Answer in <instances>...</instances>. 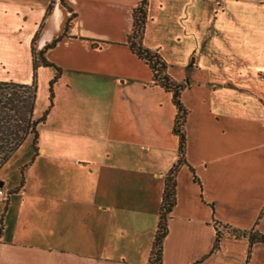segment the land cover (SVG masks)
<instances>
[{
	"label": "crops",
	"instance_id": "obj_1",
	"mask_svg": "<svg viewBox=\"0 0 264 264\" xmlns=\"http://www.w3.org/2000/svg\"><path fill=\"white\" fill-rule=\"evenodd\" d=\"M138 3L0 0V80L30 84L34 38L67 32L45 54L62 73L24 186L0 177V264H147L179 136L172 93L127 43ZM148 16L144 44L189 79L163 264H264V242L226 230L212 252L215 220L264 234V0H149Z\"/></svg>",
	"mask_w": 264,
	"mask_h": 264
},
{
	"label": "trees",
	"instance_id": "obj_2",
	"mask_svg": "<svg viewBox=\"0 0 264 264\" xmlns=\"http://www.w3.org/2000/svg\"><path fill=\"white\" fill-rule=\"evenodd\" d=\"M64 3V1H63ZM52 4L49 6L51 9ZM149 0H139L138 5L133 12V28L128 35L127 43L131 50L143 61H145L153 71V84L160 85L166 91L173 95V102L178 109L174 122L173 131L179 136V158L170 168L165 176V187L163 191L159 221L155 233L153 246L147 264H163L164 240L168 235V221L176 205L177 175L181 167L187 163L186 146L187 137L185 125L189 110L181 100L182 91L189 85V79L185 78L182 82H177L168 74V63L161 56L159 50L147 47L144 44L146 26L148 23ZM74 17L72 14L66 25V30ZM54 39L45 48L37 51L35 48V38L33 40V81L28 83H19L12 80H0V169L20 148L29 135L32 136V145L34 149V158L39 153V125L44 122L54 104V83L60 78L62 70L53 62L49 61L45 54L50 48H53L65 35ZM41 66L55 67L57 73L50 80V105L44 111L40 118L34 117L37 103V72ZM195 181L199 182L196 175ZM24 177L21 184L13 192H17L24 186ZM217 236L212 252L220 248L223 237V230L235 237H246L252 246L256 242H264V234L254 230H240L230 225L223 224L215 220ZM4 230L3 218L0 220V237ZM251 251V250H250Z\"/></svg>",
	"mask_w": 264,
	"mask_h": 264
},
{
	"label": "rangeland",
	"instance_id": "obj_3",
	"mask_svg": "<svg viewBox=\"0 0 264 264\" xmlns=\"http://www.w3.org/2000/svg\"><path fill=\"white\" fill-rule=\"evenodd\" d=\"M52 68H41V73L37 72V103L34 112L35 118H40L44 111L50 105V80H47V76H45L46 72H49ZM48 70V71H47ZM55 77L57 73V69H54ZM21 75V77H25L29 75V64H24L22 67L17 68L15 74ZM39 75V77H38ZM20 77V76H19ZM61 77V76H60ZM54 89V88H53ZM34 156V149L32 145V136L29 135L24 143L20 146V148L12 155V157L3 165L0 169V177L6 176L10 182L20 179L23 177V169H19V163L25 158L29 157V155ZM22 179V178H21ZM2 200H0V205ZM4 213L0 212V220L3 218ZM155 237V236H154ZM154 241V240H153ZM153 246V245H152Z\"/></svg>",
	"mask_w": 264,
	"mask_h": 264
},
{
	"label": "built area",
	"instance_id": "obj_4",
	"mask_svg": "<svg viewBox=\"0 0 264 264\" xmlns=\"http://www.w3.org/2000/svg\"><path fill=\"white\" fill-rule=\"evenodd\" d=\"M7 197V193L5 192V190L0 186V200L4 201L6 200Z\"/></svg>",
	"mask_w": 264,
	"mask_h": 264
},
{
	"label": "water",
	"instance_id": "obj_5",
	"mask_svg": "<svg viewBox=\"0 0 264 264\" xmlns=\"http://www.w3.org/2000/svg\"><path fill=\"white\" fill-rule=\"evenodd\" d=\"M0 186H1V184H0Z\"/></svg>",
	"mask_w": 264,
	"mask_h": 264
}]
</instances>
